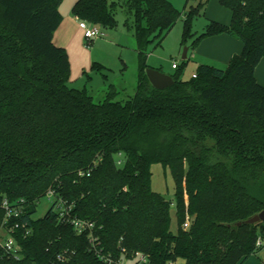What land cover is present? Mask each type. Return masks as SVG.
<instances>
[{
  "label": "trees",
  "instance_id": "1",
  "mask_svg": "<svg viewBox=\"0 0 264 264\" xmlns=\"http://www.w3.org/2000/svg\"><path fill=\"white\" fill-rule=\"evenodd\" d=\"M197 1L184 14L182 44L192 40L193 49L228 34L243 42L242 52L226 69L200 64L188 79L178 64L174 83L158 89L146 72L148 47L181 17L173 3L77 0L73 14L103 30L116 28L123 11L137 41L135 92L118 99L126 87L110 84L96 101L70 86L69 53L54 41L63 0H0V228L20 221L31 229L14 231L18 255L0 246V264H103L97 251L119 257L122 247L145 253L148 264H244L262 249L264 221L238 223L264 210V85L255 75L264 58V0H220L231 22L211 20L196 36L194 18L210 0ZM155 162L175 180L176 232L174 201L151 186ZM50 190L73 216L94 223L95 246L54 202L34 217ZM6 198L24 201L7 223Z\"/></svg>",
  "mask_w": 264,
  "mask_h": 264
},
{
  "label": "rangeland",
  "instance_id": "2",
  "mask_svg": "<svg viewBox=\"0 0 264 264\" xmlns=\"http://www.w3.org/2000/svg\"><path fill=\"white\" fill-rule=\"evenodd\" d=\"M70 1V4H69ZM73 0H64V23L57 32L54 41L64 46L70 56V86L75 88H87L96 101L103 100L110 84H124L125 92L118 99H125L128 94H133L137 86L139 59L137 41L132 30L125 25V13L120 11L117 15L118 25L114 29H104L106 35L97 37L91 41L84 36L83 29L79 26V19H72L71 12L75 4ZM181 12L175 26L162 38L160 44L151 43L148 47V64L150 67L159 68L163 72L174 74L177 69L172 68L173 62H177L182 70V76L191 78L197 73L200 64H209L226 69L234 53H241L243 42L228 34H219L204 38L196 48H191L190 40L186 45L182 44L184 32V14L197 5V0H169ZM63 6V8H64ZM231 9L224 6L220 0H210L199 15L193 21V33L196 36L203 33L211 20L223 24L231 22ZM185 47L189 48V61L184 64L182 58ZM123 67L125 68L123 70ZM259 83L264 85V58L255 71ZM124 94V95H123ZM123 96V97H122ZM151 186L156 192H160L166 198L174 201L171 207V229L177 231V217L175 205V180L171 169L161 162L152 165ZM53 203L52 198L44 196L37 202L35 218L46 215ZM8 237L4 228H0V245ZM134 263V262H133ZM179 264L182 261L179 260ZM244 264H264V248L251 255Z\"/></svg>",
  "mask_w": 264,
  "mask_h": 264
},
{
  "label": "built area",
  "instance_id": "3",
  "mask_svg": "<svg viewBox=\"0 0 264 264\" xmlns=\"http://www.w3.org/2000/svg\"><path fill=\"white\" fill-rule=\"evenodd\" d=\"M79 26L84 31V36L89 41L106 35L104 30L98 26V25H91L86 20L79 19ZM173 68H178V63L173 62L172 64ZM193 77L197 76V73H194L192 75ZM49 198H52L54 204H55V210L59 214L61 218L64 220L70 222L76 229L78 234H84L88 233L90 236V241L95 246L96 237L93 235V229H94V223L91 221L83 220L81 218L75 217L72 215V205L67 204L63 198L60 197H53L54 191L50 190L48 193ZM23 203L24 201H18L17 203H13L7 198L3 200L2 206L6 210V216H5V223L9 221L12 217H19L23 213ZM190 225L189 221H186L184 223V228H188ZM23 228L24 234L29 235L31 233V229L28 226L27 223H21L20 221H15L13 226L10 228H5V230L8 233V237L5 240V242L0 245L4 248V250L8 253L18 255L19 254V245L17 242V239L14 237L13 233L15 230ZM256 246L258 248H264V235L259 234L256 240ZM98 256L103 261V264H148L149 263V257L141 252L136 251L133 253H129L128 250L125 247L121 248L120 256L115 257L113 255H103L100 251H97ZM134 262V263H133ZM167 264H179V261L170 260L167 262Z\"/></svg>",
  "mask_w": 264,
  "mask_h": 264
},
{
  "label": "water",
  "instance_id": "4",
  "mask_svg": "<svg viewBox=\"0 0 264 264\" xmlns=\"http://www.w3.org/2000/svg\"><path fill=\"white\" fill-rule=\"evenodd\" d=\"M188 50L189 48L185 47L182 54L183 59H186L188 57ZM146 72L150 82L153 84L154 87L158 89H165L174 83V79L171 74L163 72L158 68L148 67ZM259 221H264V210L243 222H239L238 224H243V223L252 224Z\"/></svg>",
  "mask_w": 264,
  "mask_h": 264
},
{
  "label": "crops",
  "instance_id": "5",
  "mask_svg": "<svg viewBox=\"0 0 264 264\" xmlns=\"http://www.w3.org/2000/svg\"><path fill=\"white\" fill-rule=\"evenodd\" d=\"M76 0H73L71 3H74ZM63 2H64V0H63ZM63 2L61 3V5H60V11H61V14H62V23H61V25H60V27L58 28V30L55 32V36H54V39H55V37H56V34H57V32H59L60 30H61V28H62V26H63V23H64V11H66V6H64V4H63ZM69 4H70V1H69ZM63 6H64V8H63ZM72 19H77V17L73 14V12H71V16H70ZM233 37V36H232ZM189 51V50H188ZM234 54H236V53H234ZM233 54V55H234ZM172 68H173V66H172ZM159 69V68H158ZM173 69H175V68H173ZM194 74V73H193ZM192 74V75H193ZM172 75V74H171Z\"/></svg>",
  "mask_w": 264,
  "mask_h": 264
}]
</instances>
